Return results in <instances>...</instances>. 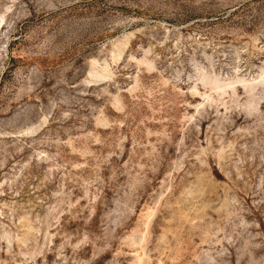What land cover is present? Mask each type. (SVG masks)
Here are the masks:
<instances>
[{
	"label": "rangeland",
	"instance_id": "obj_1",
	"mask_svg": "<svg viewBox=\"0 0 264 264\" xmlns=\"http://www.w3.org/2000/svg\"><path fill=\"white\" fill-rule=\"evenodd\" d=\"M263 76L264 0H0V264H264Z\"/></svg>",
	"mask_w": 264,
	"mask_h": 264
},
{
	"label": "bare ground",
	"instance_id": "obj_2",
	"mask_svg": "<svg viewBox=\"0 0 264 264\" xmlns=\"http://www.w3.org/2000/svg\"><path fill=\"white\" fill-rule=\"evenodd\" d=\"M146 61V60H145ZM146 63V62H145ZM149 63V62H148ZM150 66V65H149ZM264 77V76H263ZM215 80V79H214ZM238 81V80H237ZM244 82V81H243ZM221 83V82H220ZM233 83V82H232ZM231 83V84H232ZM210 85L212 86V88H214V89H219L220 88V86H219V84L217 83V81H210ZM225 85V84H224ZM227 85V84H226ZM244 86L245 87H247L249 90H251V89H253L254 88V84H244ZM211 88V87H210ZM233 88V87H232ZM232 88H230L231 90H232ZM221 89H222V87H221ZM224 89V88H223ZM234 89V88H233ZM250 92V91H249Z\"/></svg>",
	"mask_w": 264,
	"mask_h": 264
}]
</instances>
